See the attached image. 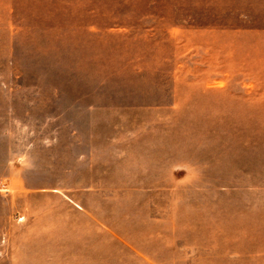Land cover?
<instances>
[{
	"label": "rangeland",
	"instance_id": "obj_1",
	"mask_svg": "<svg viewBox=\"0 0 264 264\" xmlns=\"http://www.w3.org/2000/svg\"><path fill=\"white\" fill-rule=\"evenodd\" d=\"M0 181V264H264V0H0Z\"/></svg>",
	"mask_w": 264,
	"mask_h": 264
},
{
	"label": "built area",
	"instance_id": "obj_2",
	"mask_svg": "<svg viewBox=\"0 0 264 264\" xmlns=\"http://www.w3.org/2000/svg\"><path fill=\"white\" fill-rule=\"evenodd\" d=\"M0 185H1L2 187L6 186V184H5L4 181H0Z\"/></svg>",
	"mask_w": 264,
	"mask_h": 264
},
{
	"label": "crops",
	"instance_id": "obj_3",
	"mask_svg": "<svg viewBox=\"0 0 264 264\" xmlns=\"http://www.w3.org/2000/svg\"><path fill=\"white\" fill-rule=\"evenodd\" d=\"M156 258H158V257H156ZM156 261V260H155Z\"/></svg>",
	"mask_w": 264,
	"mask_h": 264
}]
</instances>
